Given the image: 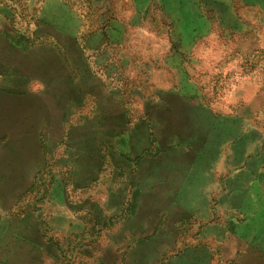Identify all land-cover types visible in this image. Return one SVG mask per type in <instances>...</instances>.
<instances>
[{"label":"rangeland","instance_id":"1","mask_svg":"<svg viewBox=\"0 0 264 264\" xmlns=\"http://www.w3.org/2000/svg\"><path fill=\"white\" fill-rule=\"evenodd\" d=\"M0 260L264 264V0H0Z\"/></svg>","mask_w":264,"mask_h":264},{"label":"crops","instance_id":"2","mask_svg":"<svg viewBox=\"0 0 264 264\" xmlns=\"http://www.w3.org/2000/svg\"><path fill=\"white\" fill-rule=\"evenodd\" d=\"M0 264H6L4 261L0 260Z\"/></svg>","mask_w":264,"mask_h":264}]
</instances>
